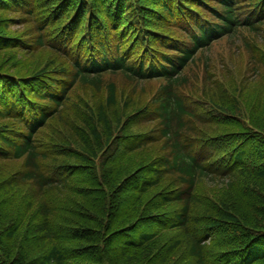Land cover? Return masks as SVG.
<instances>
[{"label": "trees", "instance_id": "16d2710c", "mask_svg": "<svg viewBox=\"0 0 264 264\" xmlns=\"http://www.w3.org/2000/svg\"><path fill=\"white\" fill-rule=\"evenodd\" d=\"M263 76L264 0H0V264H264Z\"/></svg>", "mask_w": 264, "mask_h": 264}, {"label": "rangeland", "instance_id": "374dc122", "mask_svg": "<svg viewBox=\"0 0 264 264\" xmlns=\"http://www.w3.org/2000/svg\"><path fill=\"white\" fill-rule=\"evenodd\" d=\"M244 36L245 35L242 32H239L238 35H235L234 38L231 41L222 40L220 42H217L212 47L211 51L208 54V57L210 56L211 59H212V61H210V62L212 64H214V65H217V66H221L222 65V62L231 63L230 55H228V54L231 51H232V53H234L235 51H238L239 53L243 52L242 45H243V41H244ZM244 67H245L244 62L243 61L242 62L241 61H238L237 64H236L235 69H237V70H243ZM229 69H232V68L230 67ZM195 71L198 74H203V65L200 63L198 65V67L195 68ZM112 78L116 81L117 84H119L121 86V88L122 87H125V88L131 87V84H129L126 81V79L122 75H120V74H118V75H112ZM253 84L256 85V88L253 86V89H255V90H253L251 88L250 90L246 91V93H248V95L250 97H253V93H255L257 95L258 94V89H260L261 91H264V76L261 79L260 86L258 84V80L256 82H253ZM45 135H48V132H46ZM151 150L156 151L155 148H153ZM19 165H20V162H17L16 163V166H19ZM216 178H217V180H219L218 179L219 177H216ZM208 183L211 186V188H215L217 186V183H215V185H214V183H212L211 180H209ZM205 184H206V182L203 183V181H202L201 186L203 187V189L209 191V189L207 188V186Z\"/></svg>", "mask_w": 264, "mask_h": 264}]
</instances>
